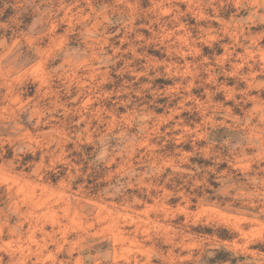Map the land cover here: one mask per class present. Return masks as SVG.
Listing matches in <instances>:
<instances>
[{"label": "rangeland", "instance_id": "obj_1", "mask_svg": "<svg viewBox=\"0 0 264 264\" xmlns=\"http://www.w3.org/2000/svg\"><path fill=\"white\" fill-rule=\"evenodd\" d=\"M0 264H264V0H0Z\"/></svg>", "mask_w": 264, "mask_h": 264}, {"label": "trees", "instance_id": "obj_2", "mask_svg": "<svg viewBox=\"0 0 264 264\" xmlns=\"http://www.w3.org/2000/svg\"><path fill=\"white\" fill-rule=\"evenodd\" d=\"M215 133L213 132V134H211L210 136V141L213 142V143H217V142H222L224 140V137H217V136H214Z\"/></svg>", "mask_w": 264, "mask_h": 264}]
</instances>
